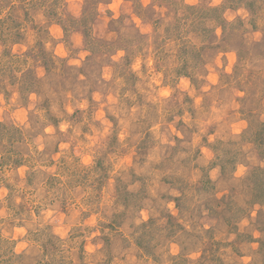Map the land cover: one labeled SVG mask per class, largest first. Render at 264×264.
I'll list each match as a JSON object with an SVG mask.
<instances>
[{"label": "rangeland", "instance_id": "rangeland-1", "mask_svg": "<svg viewBox=\"0 0 264 264\" xmlns=\"http://www.w3.org/2000/svg\"><path fill=\"white\" fill-rule=\"evenodd\" d=\"M0 264H264V0H0Z\"/></svg>", "mask_w": 264, "mask_h": 264}]
</instances>
